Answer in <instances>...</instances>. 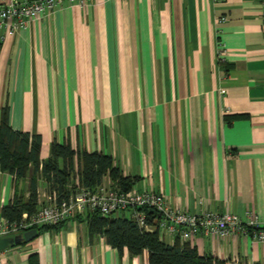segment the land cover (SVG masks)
Segmentation results:
<instances>
[{
  "label": "crops",
  "instance_id": "0c3cea01",
  "mask_svg": "<svg viewBox=\"0 0 264 264\" xmlns=\"http://www.w3.org/2000/svg\"><path fill=\"white\" fill-rule=\"evenodd\" d=\"M263 2L66 3L14 35L1 31L0 120L7 109L13 130L40 136L41 164L53 142L66 143L109 156L131 190L172 208L257 217L264 229ZM41 164L22 181L0 170V210L15 195L27 201L33 180L39 203L50 194ZM251 231L188 242L223 264H264ZM0 264L148 263L75 218L0 252Z\"/></svg>",
  "mask_w": 264,
  "mask_h": 264
},
{
  "label": "trees",
  "instance_id": "16d2710c",
  "mask_svg": "<svg viewBox=\"0 0 264 264\" xmlns=\"http://www.w3.org/2000/svg\"><path fill=\"white\" fill-rule=\"evenodd\" d=\"M41 138L37 135L15 131L9 125L8 110L3 109L0 120V170L13 176L15 181L26 178L29 168L34 171L40 167ZM42 175L47 182L48 193L56 192L59 199L76 193L77 188L94 191L109 179L111 186L122 192L131 190L134 182L124 177L109 156L100 153L74 151L68 144L50 145L49 157L41 164ZM78 181V186L74 184ZM38 209V195L34 180L28 200L15 195L13 201L1 208L0 216L9 222L20 221L22 214L32 215ZM147 223L153 224L156 214L145 209ZM83 218L91 234L105 238L106 243L119 253L126 249L130 256L147 253L148 264H223L212 257H202L188 241L181 243L175 238L173 244L166 243L158 230L148 232L123 215L104 217L99 212L88 213ZM44 226L37 230L58 228ZM31 263L34 259L31 258Z\"/></svg>",
  "mask_w": 264,
  "mask_h": 264
},
{
  "label": "built area",
  "instance_id": "2783aa9c",
  "mask_svg": "<svg viewBox=\"0 0 264 264\" xmlns=\"http://www.w3.org/2000/svg\"><path fill=\"white\" fill-rule=\"evenodd\" d=\"M96 0H8L0 3V32L14 35L27 28L28 24L45 13L62 8L68 4H85ZM218 1V0H214ZM264 21V2L262 3ZM225 18H221L224 22ZM3 34V33H2ZM225 50L217 49V58L223 61ZM145 209L152 210L157 218L153 224L147 223ZM99 212L104 217L119 216L128 212L141 229L152 232L158 230L160 237L178 238L181 243L189 241L199 233L215 237H229L234 234L246 235L252 229L253 239L264 243V229L257 217L241 219L232 213L205 212L190 214L172 208L165 198L152 191L122 192L111 185H100L94 191L79 189L66 198L59 199L56 192L43 195L38 209L32 215L22 214L20 221L9 222L0 216V238L23 235L31 229L44 226H57L88 213ZM163 239V238H162Z\"/></svg>",
  "mask_w": 264,
  "mask_h": 264
},
{
  "label": "water",
  "instance_id": "95a60500",
  "mask_svg": "<svg viewBox=\"0 0 264 264\" xmlns=\"http://www.w3.org/2000/svg\"><path fill=\"white\" fill-rule=\"evenodd\" d=\"M40 232L36 229H31L25 232L23 235H17L14 237H4L0 238V252L13 247L20 245L22 243H27L33 240L35 237L39 236Z\"/></svg>",
  "mask_w": 264,
  "mask_h": 264
}]
</instances>
